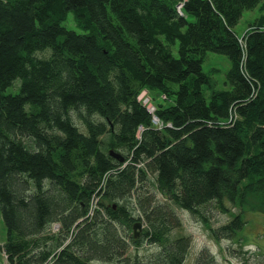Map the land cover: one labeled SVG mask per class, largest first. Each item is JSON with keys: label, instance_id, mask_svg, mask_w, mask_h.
<instances>
[{"label": "trees", "instance_id": "1", "mask_svg": "<svg viewBox=\"0 0 264 264\" xmlns=\"http://www.w3.org/2000/svg\"><path fill=\"white\" fill-rule=\"evenodd\" d=\"M263 1L0 0L6 264H186L179 212L228 240L250 195L264 214V15L233 32ZM145 90L173 101L150 112Z\"/></svg>", "mask_w": 264, "mask_h": 264}, {"label": "rangeland", "instance_id": "2", "mask_svg": "<svg viewBox=\"0 0 264 264\" xmlns=\"http://www.w3.org/2000/svg\"><path fill=\"white\" fill-rule=\"evenodd\" d=\"M262 4H264V1ZM259 7L260 6L256 7L254 10L245 11L243 16L240 18L238 24L233 30L239 38H242L245 35L246 31L255 23L256 19L260 15H264V10L259 9ZM70 24L71 23L69 22V25ZM177 49L178 45L175 44L172 47V53L175 57H178ZM202 66L203 72L212 77L217 84V87L219 89H225V87H223L225 74L230 68L228 58L219 54L207 53V58ZM10 91L11 88L7 90V92ZM140 96L141 101H143L150 112H153L155 108L159 106H167L173 101L169 95L158 91L149 92L145 90ZM258 204L260 205V198L256 195H250L248 203H246L247 206L245 213L243 215L246 221L244 228L237 236L234 237V240L211 238L210 232L205 229L201 223L192 219L185 213L179 212L180 219H182V227L180 230L192 240L190 253L185 263L193 264L195 256L203 248L214 254L216 260L220 264L262 263V259L257 255L259 252H264V214L262 213V207H259ZM229 211L232 214L238 212L233 207ZM229 220H231V217H229L228 214L214 213L211 216V226L212 228L217 229ZM5 235L6 230L5 227H3L2 218L0 216V248L6 239ZM144 250H146V248L141 251L143 252ZM0 264H6L2 251H0ZM91 264L99 263L93 262Z\"/></svg>", "mask_w": 264, "mask_h": 264}, {"label": "water", "instance_id": "3", "mask_svg": "<svg viewBox=\"0 0 264 264\" xmlns=\"http://www.w3.org/2000/svg\"><path fill=\"white\" fill-rule=\"evenodd\" d=\"M141 229V225L139 223H136L133 226V232H134V238L136 239V237L138 236V231Z\"/></svg>", "mask_w": 264, "mask_h": 264}, {"label": "built area", "instance_id": "4", "mask_svg": "<svg viewBox=\"0 0 264 264\" xmlns=\"http://www.w3.org/2000/svg\"><path fill=\"white\" fill-rule=\"evenodd\" d=\"M143 92H144V91H143ZM143 92H142V93H143ZM142 93H141V94H142ZM141 94H140V95H141ZM138 101H141V96H139ZM141 102H142L143 105H145V104L143 103V101H141ZM145 106H146V105H145ZM147 109H148V108H147Z\"/></svg>", "mask_w": 264, "mask_h": 264}]
</instances>
